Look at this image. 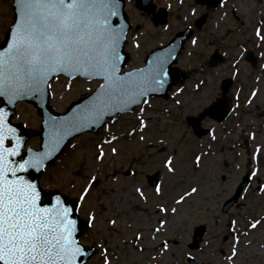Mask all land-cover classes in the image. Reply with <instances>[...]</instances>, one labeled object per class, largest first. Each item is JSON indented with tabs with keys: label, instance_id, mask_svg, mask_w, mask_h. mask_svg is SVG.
I'll use <instances>...</instances> for the list:
<instances>
[{
	"label": "snow or ice",
	"instance_id": "snow-or-ice-1",
	"mask_svg": "<svg viewBox=\"0 0 264 264\" xmlns=\"http://www.w3.org/2000/svg\"><path fill=\"white\" fill-rule=\"evenodd\" d=\"M153 3L154 0H142L141 7L146 9L144 15L155 12ZM217 3L226 6L227 0H217ZM179 4L183 5L184 0H179ZM258 4L264 7V0H258ZM14 15L7 39L0 45V264H92L97 256L100 264H114L119 259L114 247L128 245L136 252L148 251L141 246L142 231H137L130 242L125 240L122 245H112V233L119 227V217L109 216L104 221L107 227L102 229V218L109 209L106 205L97 208V202L102 198L94 193L101 187L105 176L110 178L108 169L100 175L99 168L109 157L119 156V143L125 138H135L139 144L145 145L146 150H156L158 176L175 181L179 175V149H171L165 139L148 143L145 135L154 123L145 106L151 108V98L164 94L175 80L176 73L172 71L173 63L178 62L175 42L153 51L146 58L144 67L125 71V48L132 31L127 0H15ZM196 15L197 9L193 6L183 16L188 29L193 28ZM223 16H227V11ZM163 27L167 29L170 25ZM132 39L135 41L133 48L139 49V39ZM251 39L264 56V13L256 22ZM192 44L199 46L198 39H193ZM246 60L255 63L245 43L238 42L227 61L232 77L240 73ZM207 68L205 63L198 71L203 73ZM61 76L67 77L65 91L71 90L72 81L78 78L100 82L63 114L44 112L46 119L41 128L40 146L38 149L31 147L21 131L27 125L15 123L18 105L25 99L34 98L43 109L52 96V83ZM209 83L200 79L196 85L200 94L198 106L184 112L185 119L197 127L201 121L220 113L228 103L223 94L227 92V86L224 85L221 93L207 87ZM184 91V88H178L175 95ZM258 92L259 89H253L247 100L249 105ZM175 104L184 106L181 99ZM129 114L136 115L137 124L126 133V137L114 134L109 121L114 125L120 116ZM102 128H109V131L97 142V151L91 157L99 167L86 172L82 169L77 175L84 176V183L77 189L76 180L67 181L68 191H65L58 186L63 180L53 182L49 174L51 165L63 155L66 147L77 148L73 140ZM209 132L216 140L211 125ZM249 135L256 139L254 132ZM259 151L257 149L253 156ZM204 155L201 151L193 159L198 170L202 169ZM148 165L149 158L145 156L141 167ZM258 173L259 169L254 168L245 179H259ZM129 174L147 177L159 197L156 205L159 215L152 228L155 233L153 241L161 235H168L170 217L180 215L183 206L201 191L198 185L189 183L174 203L168 205L164 201L168 183L143 171L133 172L131 168ZM148 186L143 182L135 186L134 191L141 202L146 203L149 199ZM257 190L264 193V183ZM70 192H76V195L70 196ZM207 210L211 211V208ZM245 219L244 228L239 227L236 218L228 221L230 236L225 237V243L229 238L232 243L230 251L221 249L224 264H237L244 254L241 236H250L264 227V217ZM201 223L195 219L186 221L184 232L189 235L199 233ZM215 223L220 224L218 217ZM203 226L207 227V224ZM97 236L99 238L94 239ZM173 243L179 244L180 240H163L154 249L156 255H150V259L159 260L171 252ZM252 243L249 239L247 246L251 247Z\"/></svg>",
	"mask_w": 264,
	"mask_h": 264
},
{
	"label": "rangeland",
	"instance_id": "rangeland-1",
	"mask_svg": "<svg viewBox=\"0 0 264 264\" xmlns=\"http://www.w3.org/2000/svg\"><path fill=\"white\" fill-rule=\"evenodd\" d=\"M127 1L131 5L128 14L133 24L128 45L132 55L129 70L142 68L146 56L152 50L165 46L178 32L188 28V22L183 19V16L188 13L190 7L194 6L197 9L193 26L201 16L208 15L205 27L201 31H195L193 37L198 39L199 46L193 45L190 41L177 64L178 68L187 72L190 78L182 86H176L168 100L151 99L152 107H147L146 113L154 123L145 133L148 143L165 139L171 149H179V175L175 181L167 176H160L159 179L169 185L165 192V203L172 205L189 183L198 185L201 191L193 201L183 206L180 215L170 217L168 235H161L153 241L152 236L155 233L152 228L159 215L156 208L159 197L155 195L154 189L148 186L149 199L146 203L141 202L134 189L138 183H147V177L129 176L127 172L131 168L134 172L143 171L149 175L158 173L159 157L155 156V149L146 150L145 145L139 144L135 138L122 139L119 143V156L109 157L104 166L99 168L100 175H104L105 169H108L110 175V178L105 176L101 187L94 193L102 198L97 202V208L106 205L109 209L105 212L100 227L102 229L107 227L104 221L109 216L119 217V227L112 233L113 246L122 245L125 240L130 242L137 231L143 232L141 246L146 247L148 251L136 252L128 245L114 247V252L119 256L114 264H185L189 254L199 264H224L221 249L230 251L229 245L232 243L231 238L225 243V237L230 236L228 221L236 218L239 221V227L244 228L247 223L246 217L248 219L264 217V193L257 190L258 186L264 183V56H261V49H258L251 39L254 26L264 13V7L258 4V0H227L226 6H219L218 9L208 12L206 7L198 5L196 0H184L183 5L179 4V0H154L157 10L165 9L168 12L167 24L170 27L164 29L163 26H155L151 17L140 12L135 0ZM168 4H172L173 7L168 8ZM12 5L13 0H0V39L5 37L13 22ZM225 11H227L226 17L223 16ZM132 37L139 39L141 43L139 49L133 48L135 41ZM238 42L245 43L255 56L257 63L256 66H251L244 61L240 73L232 77L227 61L236 50ZM218 50L226 59L225 63L216 68L208 65L203 73L198 71L203 64H208L210 57ZM201 78L210 81L207 87L219 90L221 93H223L222 88L225 82L231 84L228 93L223 94L231 98L232 110L222 124L210 118L201 121L200 126L204 130V135L197 138L185 119L184 112L186 109L195 110L198 106L200 94L196 85ZM98 82L100 81H73L71 90L65 91L64 85L67 81L59 78L54 83L53 98H51L54 110L64 112L71 103L94 89ZM181 87L184 88V93L175 95L176 90ZM253 89H259V92L253 98V103L249 105L247 100ZM177 99L184 102L183 107L176 106ZM15 122L26 124L27 128L34 130H38L41 124L35 108L24 104L20 105ZM136 124V115L130 114L128 117L118 119L114 125L111 123L109 128L114 134L126 137V133ZM210 125L214 129L216 140L212 139V134L209 132ZM109 128L98 135L89 134L74 140L72 143L76 144L77 148L69 147L63 157L49 169L53 182L63 180L64 182L58 186L68 191L67 181L76 180L77 189H79L84 183V176L77 173L82 169L86 172L99 167L91 157L97 151V142L107 135ZM252 132L256 134L255 140L249 135ZM39 144V139L34 138L28 143L29 146L37 149ZM257 149L260 151L256 157L253 153ZM201 151L205 153L204 163L202 169L198 170L193 165V159ZM145 156L149 158V165L142 168ZM137 160H139L138 163ZM254 168L259 169V179L251 177L252 185L239 204L229 213H223L225 202L235 194L243 177ZM69 194L75 196L76 192ZM209 208L211 211L207 210ZM217 217L220 219L219 225L215 223ZM193 219L201 221V226L206 223L207 233L200 249L191 251L189 244L192 242L193 235L185 233L184 227L186 221ZM97 238L99 236L94 237V239ZM263 238L264 227L250 236H241L244 254L237 264H264ZM165 239L170 241L177 239L180 243H173L172 251L159 260L150 259V255H156L154 249ZM249 239L253 242L251 247L247 246ZM88 242L92 243L93 240ZM244 256L248 259L242 260ZM92 264H100V257H94Z\"/></svg>",
	"mask_w": 264,
	"mask_h": 264
},
{
	"label": "water",
	"instance_id": "water-1",
	"mask_svg": "<svg viewBox=\"0 0 264 264\" xmlns=\"http://www.w3.org/2000/svg\"><path fill=\"white\" fill-rule=\"evenodd\" d=\"M138 1V5L141 7V3H142V0H137ZM15 2V0H14ZM199 2L202 4V5H207L208 7H212V8H216L219 4L217 3V0H199ZM153 6V5H152ZM154 7V6H153ZM14 8V7H13ZM142 9H144L143 7H141ZM155 8V7H154ZM146 10V9H144ZM166 15L167 14H164V18H166ZM161 21H165V19H161ZM199 23L197 24L196 23V26L201 29L203 27V25L206 23V17L204 16L202 19H200L198 21ZM192 36V31L190 30H187L183 33H180L173 41L175 42V46L177 48V52H176V55L179 56L181 51L183 50L184 48V45L186 43V41ZM168 47V46H167ZM166 48V47H165ZM214 58V59H213ZM252 59L255 61V58L252 56ZM126 60H127V63L129 61V56L126 54ZM224 61L223 57L220 56L219 52H216L214 54V56L212 57L211 61H210V65L211 66H216L218 64H221L222 62ZM249 62H252V60H248ZM126 63V65H127ZM176 62L173 63V65L175 64ZM253 63V62H252ZM255 64V63H253ZM126 65L124 66V68L126 67ZM173 65H172V71L174 73H176V76H175V80L174 82L171 84V86L168 88V90L164 93V94H161V95H155L153 97H164V98H167L168 97V92L172 89V87L174 85H176L177 83H182L183 81H185L187 79V74H185L184 72H181L180 70L176 69V68H173ZM225 85L227 86V92L228 90L230 89V83H225ZM226 92V93H227ZM24 101H28V102H33L35 103L38 107H39V104L40 102L34 98H28V99H25ZM80 101V100H79ZM78 102V101H77ZM75 102V103H77ZM73 103V104H75ZM72 104V105H73ZM71 105V106H72ZM39 110L40 112L43 114L44 112H47V111H52L51 108L49 107V101H48V104L45 105V107L43 109H41V107H39ZM53 112V111H52ZM54 113V112H53ZM56 114V113H54ZM227 112H226V109L225 107L223 108V110L218 113L216 116H213L211 118L213 119H216L218 121H223L224 119H226L227 117ZM44 118L46 119V116L43 114ZM191 126L193 127L194 129V132L196 135L198 136H202L204 134V131L202 130V128L200 127V125L197 127L196 125H192ZM101 129H96V130H93L92 132L90 133H98ZM21 131L22 132H25L26 133V137L29 138L32 136V133L28 132V131H25L23 130V127L21 128ZM41 140H42V134H41ZM67 148V147H66ZM65 148V149H66ZM64 149V150H65ZM154 177H158V175L154 176ZM249 183H250V180H249V177L247 179L244 178L243 180V183L239 186V189L237 191V194L235 195L234 198H232L230 201H228L226 204H225V207H224V212L227 213L236 203L237 201L239 200V198L244 194L245 190L247 189V187L249 186ZM225 208H227V211H225ZM205 233V230L204 228H202V231H200L199 233H196L195 234V237H194V243L190 246L192 249L196 248L197 247V243L200 242L202 240V237ZM194 245V246H193Z\"/></svg>",
	"mask_w": 264,
	"mask_h": 264
},
{
	"label": "bare ground",
	"instance_id": "bare-ground-1",
	"mask_svg": "<svg viewBox=\"0 0 264 264\" xmlns=\"http://www.w3.org/2000/svg\"><path fill=\"white\" fill-rule=\"evenodd\" d=\"M129 6H130V5L127 6V10H129ZM225 99L228 101V103H227L226 105H228L229 107H231V104H230V102H231V98L226 96ZM226 105H225V106H226ZM263 240H264V238H263ZM263 240H262V241H263ZM249 258H250V257H249ZM247 259H248V258L245 257V256L242 257V260H247Z\"/></svg>",
	"mask_w": 264,
	"mask_h": 264
}]
</instances>
